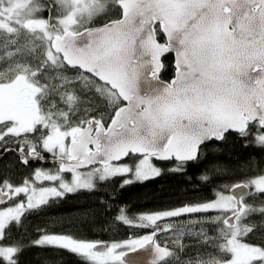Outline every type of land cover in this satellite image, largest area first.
Listing matches in <instances>:
<instances>
[{
    "label": "snow or ice",
    "instance_id": "snow-or-ice-1",
    "mask_svg": "<svg viewBox=\"0 0 264 264\" xmlns=\"http://www.w3.org/2000/svg\"><path fill=\"white\" fill-rule=\"evenodd\" d=\"M231 134L264 150V0H0V161L28 166L48 153L56 165L19 184L0 178V264H19L30 247L81 264H264V242L249 240L264 236V204L247 202L264 200V171L209 200L131 217L121 207L115 222L149 230L125 241L11 236L55 199L117 176L132 177L121 187L159 177L153 158L183 172Z\"/></svg>",
    "mask_w": 264,
    "mask_h": 264
},
{
    "label": "trees",
    "instance_id": "trees-1",
    "mask_svg": "<svg viewBox=\"0 0 264 264\" xmlns=\"http://www.w3.org/2000/svg\"><path fill=\"white\" fill-rule=\"evenodd\" d=\"M166 70L161 78L168 80L173 75V57L168 54L164 58ZM50 156L48 153H44ZM162 169V175L144 182H134L121 187L122 181L128 176H117L106 182H98L96 190L81 191L55 199L38 213L28 215L24 220L25 228L19 232L15 227L10 229L15 239L29 240L38 238L37 229H47L52 232L71 234L80 239L116 242L132 235L147 233V229H137L118 224L115 216L121 207L126 208L131 217L144 212L160 211L174 208L183 203H194L214 198V189L223 185L240 182L247 177L255 176L264 171V150L245 147V141L235 134L228 136L223 143L209 142L201 148V158L196 163H190L183 172H171L175 161H157L152 159ZM122 161L135 163L133 157H126ZM56 167L54 161L36 160L28 166L16 164L12 156H6L0 161V178L8 177L14 184H19L23 177L29 176L34 169H52ZM219 167L220 171H217ZM206 173L210 179L202 182L199 177ZM69 173L65 174L67 177ZM103 201V203H102ZM248 203L264 204L262 199L248 198ZM186 218H180V221ZM61 221L63 226L60 223ZM174 221L173 227H183V223ZM197 228L200 225H196ZM210 236L215 230L210 224L204 225ZM170 234H160L157 239L160 244L168 243L173 247ZM250 242L262 243L264 236L250 235ZM11 243V240L4 241ZM186 245H194L195 241L185 238ZM209 250L210 246H209ZM188 251L195 252L194 247ZM19 264H81L74 255L56 251L51 248H27L19 256Z\"/></svg>",
    "mask_w": 264,
    "mask_h": 264
},
{
    "label": "rangeland",
    "instance_id": "rangeland-1",
    "mask_svg": "<svg viewBox=\"0 0 264 264\" xmlns=\"http://www.w3.org/2000/svg\"><path fill=\"white\" fill-rule=\"evenodd\" d=\"M45 156V155H44ZM51 156V155H50ZM120 163H126V164H129V165H131V163L130 162H127V161H121ZM151 163L154 165V166H156V167H159L157 164H155V162L153 161V160H151ZM160 168V167H159ZM45 170H47V169H45ZM67 179H71V174L69 173L68 175H67V177H66ZM127 178H132L130 175L127 177ZM38 183V186H45V187H47V186H50V185H52L53 184V182H49V181H42V182H37ZM195 203V202H194ZM165 210V209H164ZM161 211V210H160ZM153 212H155V211H153ZM144 213H151V212H144ZM144 234H146V233H144ZM144 234H139V235H132V236H129V237H126V238H124V239H121L120 241H125V240H128L130 237L131 238H135V237H137V236H142V235H144ZM85 240H89V239H85ZM89 241H98V240H89ZM120 241H116V242H120ZM109 243H111V242H109Z\"/></svg>",
    "mask_w": 264,
    "mask_h": 264
},
{
    "label": "water",
    "instance_id": "water-1",
    "mask_svg": "<svg viewBox=\"0 0 264 264\" xmlns=\"http://www.w3.org/2000/svg\"><path fill=\"white\" fill-rule=\"evenodd\" d=\"M172 57H173V61H174V54H172ZM173 76V75H172ZM172 76L168 79V80H166V79H163V78H161L162 80H164V81H169V80H171V78H172ZM46 158L43 160V161H52V159H51V156H45ZM125 159V158H124ZM153 159H155V158H153ZM156 160V159H155ZM157 161H160V160H157ZM162 245V244H161Z\"/></svg>",
    "mask_w": 264,
    "mask_h": 264
},
{
    "label": "flooded vegetation",
    "instance_id": "flooded-vegetation-1",
    "mask_svg": "<svg viewBox=\"0 0 264 264\" xmlns=\"http://www.w3.org/2000/svg\"><path fill=\"white\" fill-rule=\"evenodd\" d=\"M46 156V155H45Z\"/></svg>",
    "mask_w": 264,
    "mask_h": 264
}]
</instances>
